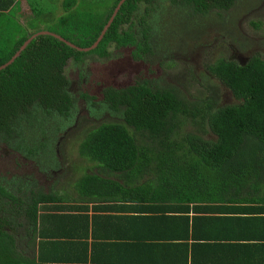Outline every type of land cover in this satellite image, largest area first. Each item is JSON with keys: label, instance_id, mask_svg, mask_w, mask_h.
I'll use <instances>...</instances> for the list:
<instances>
[{"label": "trees", "instance_id": "obj_1", "mask_svg": "<svg viewBox=\"0 0 264 264\" xmlns=\"http://www.w3.org/2000/svg\"><path fill=\"white\" fill-rule=\"evenodd\" d=\"M20 1L0 0V65L31 34L44 30L29 25V16L39 13L46 26L51 23L45 28L49 33L35 35L0 69V143L47 173L59 132L78 115L75 99L84 101L90 116L104 106L121 121H101L76 136L77 155L89 166L88 171L79 168L72 190L67 180L59 187L53 180L43 189L31 174L0 176V264H113L119 255L130 254L123 252L126 247L138 245L156 264L173 240L195 239L207 218L225 228L236 224L242 239L259 236L263 245L264 55L252 54L242 63L219 58L206 66L235 100L225 105L211 90L200 103L185 105L172 88L152 78L105 86L96 101L80 89L70 91L63 73L69 59L80 68L87 56L107 60L110 48L129 47L134 61H145L153 38L166 36L162 16L189 14L181 29L198 37L201 26L195 19L223 14L235 0H124L88 51L76 47L95 41L118 0H61L57 16L55 0H39L44 10L35 6L37 0H25L24 22ZM177 18L179 27L182 17ZM135 132L150 142L143 143ZM49 169L58 173L61 166ZM89 209L114 214L90 216ZM190 210L194 216H188ZM202 212L223 216L203 218ZM97 226L109 230L105 238L112 240H100ZM209 228L203 223L204 231Z\"/></svg>", "mask_w": 264, "mask_h": 264}, {"label": "rangeland", "instance_id": "obj_2", "mask_svg": "<svg viewBox=\"0 0 264 264\" xmlns=\"http://www.w3.org/2000/svg\"><path fill=\"white\" fill-rule=\"evenodd\" d=\"M61 0H55L57 11L54 16L61 12ZM39 10H44V2L37 0L35 5ZM16 14V11L13 10ZM19 12L24 15L20 18L24 22L29 9L26 2L19 3ZM173 11L172 18L166 15L160 18V26L164 29L166 36L158 35L152 40L151 54L145 61H134L130 57V48L123 47L112 49L111 56L107 60H97L93 56L85 58V65L79 66L69 59L63 73L69 81V89L72 92L80 89L87 94L101 100V89L105 86L121 87L133 83L139 78H152L157 84L169 86L183 100L185 105L200 103L209 94L214 92L219 105L235 102L229 90L215 80L206 72V66L219 58L231 59L237 63L244 62L250 55H264V0H235L233 6L220 15L210 13L203 19H195L199 22L197 31L198 37L191 33L186 34L182 30V22L190 19L185 12L176 13ZM59 13V14H56ZM31 15L33 18L29 25L34 28L47 31L45 28L50 25L49 20L44 22L43 15ZM180 18L178 27V18ZM198 24V23H197ZM192 28L194 25L192 23ZM174 29H173V28ZM27 28V27H26ZM29 29V28H28ZM179 29V30H178ZM84 72L80 73L81 68ZM85 73L86 78L82 77ZM84 79V80H83ZM207 85H209L207 89ZM75 107L78 115L72 126L65 127L58 143L54 142V160L46 165L47 173L38 171L37 166L27 159H24L17 152L0 143V176L11 174H31L36 178V183L43 189L53 180L56 186L62 185L67 180L69 189L72 190V182L78 174H82L79 168H86L89 163L81 159L76 152L77 137L83 130L95 126L101 121H121L119 116L109 112L103 106L100 111L90 116L85 109V103L81 99H75ZM185 130H189L187 124H183ZM131 130V128H129ZM143 143L150 142V139L141 136ZM59 164L61 169L49 171V166ZM64 183H66L64 181Z\"/></svg>", "mask_w": 264, "mask_h": 264}, {"label": "crops", "instance_id": "obj_3", "mask_svg": "<svg viewBox=\"0 0 264 264\" xmlns=\"http://www.w3.org/2000/svg\"><path fill=\"white\" fill-rule=\"evenodd\" d=\"M25 2V0H22ZM21 2V1H20ZM202 202H191L189 205H194ZM88 215H102V214H111L113 211H87ZM194 212L190 210L188 216H194ZM198 216H223V213H199ZM204 218V217H203ZM204 221V222H202ZM199 224L200 230L196 233L195 239L190 235L186 239L185 237H178V239L173 240L164 253L165 257L161 259L158 258L156 264H264V244H258L259 236L257 238H252L249 240L242 239V232L236 228V224L233 225L232 229L225 228L226 225L221 222L208 219L202 220ZM207 223V227H210L209 230L203 229V223ZM219 224V225H218ZM217 227V230H216ZM91 230V229H90ZM208 230V232H206ZM217 231V232H216ZM263 231V229H262ZM216 233V236L215 234ZM262 233V232H261ZM111 232L104 228V226L96 227V235L101 236L100 240L106 239V235H110ZM132 235V233H130ZM261 235V234H260ZM199 236V239H198ZM88 242L91 241L90 237L87 239ZM112 240V239H106ZM139 242L141 239L137 238ZM109 242V241H108ZM181 242L187 244V246L182 245ZM195 245H192L193 243ZM264 243V242H263ZM142 244V242H141ZM144 247L138 245L136 247L132 246L126 247L123 252H128L130 254H121L115 259L114 262L117 264L125 263V259H130V262L137 264H153L149 258L145 257V251H142ZM98 252H104L105 249H101ZM119 259V260H118ZM123 261L122 263L120 262ZM113 263V264H116ZM86 264H94L92 262H87ZM107 264V263H100Z\"/></svg>", "mask_w": 264, "mask_h": 264}, {"label": "water", "instance_id": "obj_4", "mask_svg": "<svg viewBox=\"0 0 264 264\" xmlns=\"http://www.w3.org/2000/svg\"><path fill=\"white\" fill-rule=\"evenodd\" d=\"M124 0H118L116 6L113 9V12L111 13V15L109 16L108 20L106 21V23L104 24L103 28L101 29L99 35L97 36V38L95 39V41L88 47H76V49L81 50V51H88L92 48H94L96 46V44L98 43V41L101 39L104 31L106 30V28L108 27L109 23L112 20L113 15L115 14V12L117 11L119 5L123 2ZM45 33H49L48 31H37L33 34H31L26 40H24V42L20 45V47L14 52V54L3 64L0 65V69L5 67L6 65H8L10 62H12V60L19 54V52L25 47V45L30 41V39H32L35 35L37 34H45ZM54 35V34H53ZM55 37H57L59 40H62L63 42H65L66 44H68L69 46L73 47L74 45L69 43L68 41H65L63 38L54 35Z\"/></svg>", "mask_w": 264, "mask_h": 264}, {"label": "flooded vegetation", "instance_id": "obj_5", "mask_svg": "<svg viewBox=\"0 0 264 264\" xmlns=\"http://www.w3.org/2000/svg\"><path fill=\"white\" fill-rule=\"evenodd\" d=\"M49 171H53V170H50V169H49ZM48 186H51V183H49V184L47 185V188H48Z\"/></svg>", "mask_w": 264, "mask_h": 264}]
</instances>
